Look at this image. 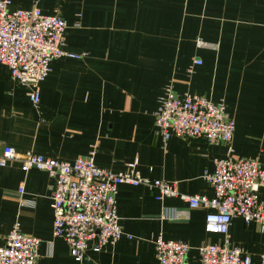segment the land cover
Returning a JSON list of instances; mask_svg holds the SVG:
<instances>
[{
    "label": "crops",
    "instance_id": "1",
    "mask_svg": "<svg viewBox=\"0 0 264 264\" xmlns=\"http://www.w3.org/2000/svg\"><path fill=\"white\" fill-rule=\"evenodd\" d=\"M9 1L10 11L35 8L64 20L62 49L82 57L51 62L37 107L0 65V153L10 146L71 162L95 150L97 167L118 173L137 162L142 178L207 198L213 197L207 176L228 147L234 158L257 159L264 173V0ZM166 86L176 95L221 102L235 125L230 145L157 135L155 114ZM54 186L43 171L22 172L19 162L0 168V246L18 223L40 241L35 264H158V236L186 243V264H200L198 248L224 240L205 232L208 210H191L178 198L158 202L142 185H120L115 203L123 236L99 253L89 244L77 263L52 236ZM228 243L251 264L264 254V233L240 218L232 219Z\"/></svg>",
    "mask_w": 264,
    "mask_h": 264
},
{
    "label": "built area",
    "instance_id": "2",
    "mask_svg": "<svg viewBox=\"0 0 264 264\" xmlns=\"http://www.w3.org/2000/svg\"><path fill=\"white\" fill-rule=\"evenodd\" d=\"M9 6V0H0V65L8 69L14 83L26 88L29 101L37 107L40 84L47 77L51 62L62 56L78 59L82 55L63 51L67 27L60 17L44 15L35 8L10 11ZM197 44L204 46L202 42ZM194 63L201 64L199 60ZM154 126L156 134L164 141L178 137L227 145L232 141L235 128L221 102L213 103L190 94L176 95L171 86H166L159 98ZM230 152L231 147H228L226 157L214 160L213 172L207 176L213 189L211 198L180 194L175 184L142 178L136 170L137 162L128 164L126 171L118 173L97 167L95 150L86 157L64 162L32 152L19 154L6 146L0 153V168L19 162L24 173L35 169L54 179L50 204L52 236L65 242L77 263L84 260L89 244L93 252L99 253L121 239L123 232L115 203L117 188L142 185L154 193L158 202L178 198L191 210H208L205 232L223 236L224 240L200 246V264H251L248 255L229 245L228 231L232 219L240 218L245 225L256 223L264 233V199L258 198L259 190L264 189V173L257 159L234 158ZM18 194H23L22 186ZM39 244V239L23 234L15 223L0 246V264H35ZM188 251L184 242L165 241L161 236L154 241L158 264H186ZM259 264H264V254Z\"/></svg>",
    "mask_w": 264,
    "mask_h": 264
}]
</instances>
